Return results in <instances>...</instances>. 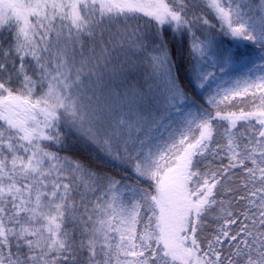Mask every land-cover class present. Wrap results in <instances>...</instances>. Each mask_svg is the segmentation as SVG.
Wrapping results in <instances>:
<instances>
[{"label": "snow or ice", "instance_id": "1", "mask_svg": "<svg viewBox=\"0 0 264 264\" xmlns=\"http://www.w3.org/2000/svg\"><path fill=\"white\" fill-rule=\"evenodd\" d=\"M0 264H264V0H0Z\"/></svg>", "mask_w": 264, "mask_h": 264}]
</instances>
